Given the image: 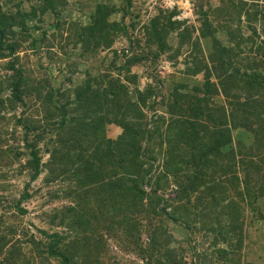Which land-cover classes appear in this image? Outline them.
Segmentation results:
<instances>
[{
    "label": "rangeland",
    "instance_id": "1",
    "mask_svg": "<svg viewBox=\"0 0 264 264\" xmlns=\"http://www.w3.org/2000/svg\"><path fill=\"white\" fill-rule=\"evenodd\" d=\"M263 4L264 0H0V230L1 226L12 230L33 264H61L53 256L43 259L45 240L37 228L62 231L65 223L75 219L80 205L68 174L53 176L45 167L52 131L38 139L43 163L36 176L29 175L28 149L18 119L26 117L43 125L44 120L58 117L44 115L36 94L50 89L62 103L72 98L73 89L85 78L91 88L112 89L123 98L126 94L141 109V120L152 131L147 145L157 152L170 98L196 92L204 77L202 68L211 64L212 36L244 51L245 39L260 38ZM11 64L21 72L17 100L9 94ZM213 99L222 100L220 95ZM173 114L178 118L181 111L173 109ZM120 132L115 121L104 125L105 135L111 138ZM230 135L231 145L252 139L243 127L231 128ZM160 182L166 195L173 185ZM87 203L93 209L101 206ZM163 205L167 214L175 212L174 204ZM229 205L240 212L239 247L209 231H216L217 223L199 210L197 216H187L188 223L197 220L188 227L164 214L147 217L171 236V246L184 259L179 264H264V196L252 204ZM101 231L106 264L144 263L132 245L117 240L115 227Z\"/></svg>",
    "mask_w": 264,
    "mask_h": 264
},
{
    "label": "trees",
    "instance_id": "2",
    "mask_svg": "<svg viewBox=\"0 0 264 264\" xmlns=\"http://www.w3.org/2000/svg\"><path fill=\"white\" fill-rule=\"evenodd\" d=\"M259 35L256 40L245 39L248 46L244 51L212 36L211 64L202 68L204 77L196 92L170 98L157 152L147 145L152 131L141 120V109L126 94L123 98L112 89L91 88L86 78L73 89L72 98L62 103L53 98L50 89L36 94L44 115L58 117L50 122L43 119V125L37 119L38 124L26 117L18 119L28 149L29 175L36 176L43 163L38 139L52 131L45 167L53 176L68 174L80 204L75 219L65 223L62 231L37 228L45 240V261L53 256L61 264H106L101 230L115 227L117 240L132 245L143 256V264H179L184 259L171 246V236L151 220L152 215L160 214L188 227L197 220L188 223L187 216L202 211L205 219L217 223L216 231H209L219 233L228 245L240 246V212L229 204H252L264 196V23ZM9 67L13 69L9 94L17 100L21 72L12 64ZM215 95L222 100H214ZM2 101L0 96V109ZM173 109L181 111L178 118ZM109 121L121 127L115 138L104 133ZM235 127L251 133L248 144L236 140L231 145L230 130ZM161 180L173 185L166 195L160 191L164 189ZM89 200L101 206L93 209ZM163 204H174L175 212L167 214ZM217 204L226 205L217 208ZM224 221L227 226H222ZM12 234L1 226L0 264H33Z\"/></svg>",
    "mask_w": 264,
    "mask_h": 264
}]
</instances>
